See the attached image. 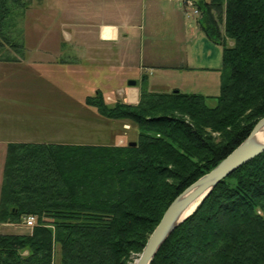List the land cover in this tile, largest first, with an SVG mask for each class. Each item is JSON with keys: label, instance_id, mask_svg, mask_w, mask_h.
I'll return each mask as SVG.
<instances>
[{"label": "trees", "instance_id": "16d2710c", "mask_svg": "<svg viewBox=\"0 0 264 264\" xmlns=\"http://www.w3.org/2000/svg\"><path fill=\"white\" fill-rule=\"evenodd\" d=\"M194 2L201 29L223 46L220 93L149 90L144 75L136 104H110L101 89L85 100L133 122L136 144L10 143L0 223L36 221L0 233V264H55L56 248L59 264H136L170 203L264 117V0ZM23 8L0 0V55L25 47L12 30ZM151 264H264V151L224 178Z\"/></svg>", "mask_w": 264, "mask_h": 264}, {"label": "crops", "instance_id": "0c3cea01", "mask_svg": "<svg viewBox=\"0 0 264 264\" xmlns=\"http://www.w3.org/2000/svg\"><path fill=\"white\" fill-rule=\"evenodd\" d=\"M58 1H67V3H60L58 8L52 9H49L45 3H39L38 8L31 10L27 8L21 11L20 13L25 18L24 22L28 23L24 27L25 47L19 54L12 51V56H8V58L2 57V53L0 55V74H4V79H0V104L17 103L16 99L12 101L11 98L21 94L22 101L25 102L24 105L30 104L29 106H31V118L27 117V113H29L28 106L27 109L21 107L19 110L21 113H12L8 109L7 112H5L6 109L0 110V161L6 160L2 149L4 146H7L8 149L10 143L52 142L28 140L29 129L38 131L31 132L32 134L40 132L44 135L49 132L50 134H57V132H61L59 129L63 123L69 124L72 122L70 119L86 120L89 117L88 113L97 116L98 111L94 110L93 106L86 104L85 101L86 96L95 93L97 89H101L107 98L121 95V98L126 102L136 104L139 101L141 81L145 73L142 71L135 73L136 85H129V77L125 75L126 72H131L134 65H137V62L133 58L131 59L130 50L135 34L140 32L142 42V38L145 39L146 33L145 21H142L141 14L135 9L136 1L130 0L131 5L122 8L119 6L117 10L114 8L116 14L108 13L110 11L109 0ZM98 1L101 2L98 3ZM114 1L120 3L119 0ZM179 5L182 8L181 4ZM145 10L143 14H146ZM36 12L38 13V20L34 24L31 22L30 17H34ZM48 14L55 17L53 32H57V36L53 39L55 40L53 45L42 48L37 44V40L40 38L37 33H39L38 30H40L42 24L45 27V17H49ZM110 16L114 18H110ZM29 22L32 24H29ZM30 25L33 27L37 25L36 35L32 36V41L29 39V34L32 32ZM229 43L232 44L233 42L230 40ZM49 47L52 49L53 59H51L55 62L57 60V62L52 63V65H45L43 70L39 71L40 64L43 66V62L50 57ZM7 49L10 50L11 48ZM13 58L18 60H12ZM145 60L146 58L141 50L139 67L147 70ZM162 67L165 66L162 65ZM17 72L28 76L31 72H42L45 75L54 76L57 78L54 81L60 87L58 88V95L53 96L60 98L59 105L64 106L63 98H65V102L66 98H75L74 102L79 105L82 114L69 111L66 109V105L63 108L49 106L48 101H45L46 95L37 91H29L28 88H18V83L15 80L8 81L10 74L13 75ZM145 76L148 79V75ZM72 79L76 81V85L87 90L84 93L79 92V90L77 92ZM12 83L11 87L8 86ZM15 83L16 85H14ZM179 89L181 90V88ZM33 95L39 97H33ZM75 113L77 116L74 115ZM29 121H32V123L29 124ZM35 125L38 128L34 127ZM4 166L5 162L2 165L0 164V170L3 169V172ZM2 181L3 174L0 181V192ZM0 233H25V231L21 223H0Z\"/></svg>", "mask_w": 264, "mask_h": 264}, {"label": "rangeland", "instance_id": "374dc122", "mask_svg": "<svg viewBox=\"0 0 264 264\" xmlns=\"http://www.w3.org/2000/svg\"><path fill=\"white\" fill-rule=\"evenodd\" d=\"M26 1L28 2V9L30 10L38 8L39 3H45L49 9L58 8V4L60 3H67V1L58 0ZM109 1V14L117 13L114 8L117 10V7L119 6L122 8L123 6L131 5L130 0H119L118 2L120 3H116L114 0ZM135 1V9L139 11V14H141L142 21H145L146 33L144 36L145 39L142 38V42L140 32L135 34L134 40L132 41V48L130 49L132 55L131 59L133 58L137 62V65H134L131 72H126L125 75L126 77H129L128 80L134 79L135 73L142 71L145 75H148L145 86L149 90L172 91L173 89L181 88V91L188 93H202L205 95L219 94L222 83L223 46L212 42L207 37L206 33L201 29L199 24V17L201 14L194 0ZM100 2L101 1H98V3ZM179 4H181L182 8H180ZM23 10L25 9L23 8L18 12L20 13ZM144 10L146 11V14H143L145 13L143 12ZM48 16L49 17H45V27L42 24L40 30H38L39 33H37V35L40 38L38 40L35 39L37 40V44L42 48L53 45V42L55 41L53 39L57 36V32H53V21L55 17H51V14H48ZM110 18L114 17L110 16ZM24 20L25 18H23V14H18L15 16L14 25L12 27L14 36L23 42L25 36L24 27L28 24L26 21L24 22ZM30 20L35 24L38 20V13L36 12L34 17H30ZM31 22H29V24H32ZM36 28L37 25L36 27L30 25V30L32 31L31 34H29L30 40L32 39V36L36 35ZM7 48L9 47L6 46L1 50L2 57H11L13 54L12 51L19 54V52H17L14 48L11 47L10 50ZM49 49L51 53L52 49L50 47ZM141 50L146 58L144 63L147 66V70L143 67L142 69L139 67ZM49 56L50 57L43 62V66L40 64L39 71H42L45 65H52V63L57 62V60L56 62L52 60V53ZM12 60L16 61L18 59L13 58ZM162 65L165 67H162ZM1 78L4 79V74H0V79ZM12 79L18 83V88H28L29 91H37L40 94L46 95L45 101H48L49 106L63 108L66 105V109L69 111L82 114L79 105L74 102L75 98H66V102L65 98H63L64 106L59 105V102L61 101L60 98L53 96L58 95V88L60 87L56 84L55 81L57 78L54 76L51 77L42 72H31L28 76L27 74H20L17 72L13 75L10 74L8 81H11ZM72 82L74 88L77 89V92L79 90V92L84 93V91L87 90L81 88L79 85H76L75 80L72 79ZM82 84L85 85L87 83ZM12 85L13 83L8 84L10 87ZM14 85H16V83ZM67 87L69 88L68 84ZM33 97L39 96L33 95ZM116 97H106V101L112 104L117 100H123L121 95H118L117 98ZM13 99H16L17 103L7 102V105L5 103H1L0 110L6 109L5 112L10 110L12 113H21L19 112L21 107L27 109L28 106L29 113H27V117L31 118V106H29L30 104L24 105L25 102L22 101L21 94L11 98L12 101H14ZM209 104L215 105L216 101L210 100ZM94 110L98 111L95 107ZM76 113L74 114L75 116H77ZM97 113V116L93 113H88L89 117H87L86 120H79L75 118L70 119L72 122L69 124L63 123L60 126V129L58 128L61 132H57V134H50V132L46 133V135L42 132L32 134L31 132L38 131L29 129L28 132H30V134L28 133L29 135H27V139L32 141L91 144L113 143L117 145H126L129 141L137 139L139 130L130 120L110 119L102 116L99 112ZM30 123H32V121H29V124ZM34 127L38 128L37 125ZM2 152L4 153V156H6L7 146L3 147ZM5 161V159L4 161H0V164H4ZM2 174L3 169L0 170V181ZM22 227L25 232L31 231V228L26 227L24 224H22ZM137 259H134L135 263ZM55 264H59L58 248H56Z\"/></svg>", "mask_w": 264, "mask_h": 264}, {"label": "water", "instance_id": "95a60500", "mask_svg": "<svg viewBox=\"0 0 264 264\" xmlns=\"http://www.w3.org/2000/svg\"><path fill=\"white\" fill-rule=\"evenodd\" d=\"M129 85H136L131 79ZM264 128V117L254 126L248 137L232 152L222 159L213 169L202 175L194 183L179 194L167 207L158 225L149 235L147 243L137 259L136 264H151L161 246L172 232L187 219L210 194V192L227 176L264 151V142L257 139ZM130 144H136L131 141Z\"/></svg>", "mask_w": 264, "mask_h": 264}, {"label": "built area", "instance_id": "2783aa9c", "mask_svg": "<svg viewBox=\"0 0 264 264\" xmlns=\"http://www.w3.org/2000/svg\"><path fill=\"white\" fill-rule=\"evenodd\" d=\"M196 11H198V10H196ZM35 221H36L35 216L30 215V216L25 218V221H24L25 222V226L29 227V228H32L34 226V224H35Z\"/></svg>", "mask_w": 264, "mask_h": 264}, {"label": "bare ground", "instance_id": "6f19581e", "mask_svg": "<svg viewBox=\"0 0 264 264\" xmlns=\"http://www.w3.org/2000/svg\"><path fill=\"white\" fill-rule=\"evenodd\" d=\"M257 139L260 142H264V128L258 133Z\"/></svg>", "mask_w": 264, "mask_h": 264}]
</instances>
